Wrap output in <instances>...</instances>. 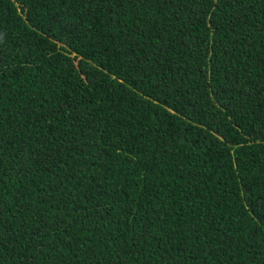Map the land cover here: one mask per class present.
Wrapping results in <instances>:
<instances>
[{
  "label": "trees",
  "instance_id": "trees-1",
  "mask_svg": "<svg viewBox=\"0 0 264 264\" xmlns=\"http://www.w3.org/2000/svg\"><path fill=\"white\" fill-rule=\"evenodd\" d=\"M0 264H264V0H0Z\"/></svg>",
  "mask_w": 264,
  "mask_h": 264
}]
</instances>
